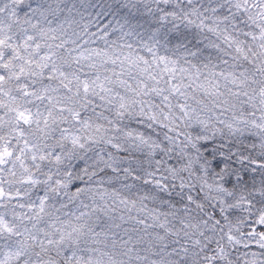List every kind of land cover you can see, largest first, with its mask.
<instances>
[{
	"label": "snow or ice",
	"instance_id": "1",
	"mask_svg": "<svg viewBox=\"0 0 264 264\" xmlns=\"http://www.w3.org/2000/svg\"><path fill=\"white\" fill-rule=\"evenodd\" d=\"M0 264H264V0H0Z\"/></svg>",
	"mask_w": 264,
	"mask_h": 264
}]
</instances>
